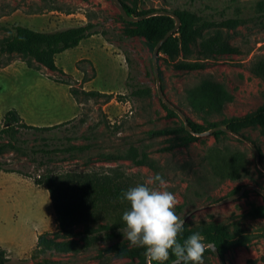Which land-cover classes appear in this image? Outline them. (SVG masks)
Wrapping results in <instances>:
<instances>
[{
	"label": "rangeland",
	"instance_id": "1",
	"mask_svg": "<svg viewBox=\"0 0 264 264\" xmlns=\"http://www.w3.org/2000/svg\"><path fill=\"white\" fill-rule=\"evenodd\" d=\"M226 1L229 0L123 2L132 9V17L175 14L180 10L196 12L207 20L218 19L222 11L226 16L255 14L254 2L246 4V0H238L243 2L240 12H236L225 9ZM86 23L97 24V33L76 48L57 55L54 71L37 63L29 66L15 53L0 52V130L11 110L26 125H60L45 133L21 129L19 139L27 149V156L20 153L0 156L3 168L15 171H0V248L6 251L10 264L33 262L31 253L37 237L41 234L51 237L57 231L49 193L33 183L36 175L47 172L86 174L87 181L96 178L102 182L108 178L113 184L126 181L129 186L159 174L166 181L159 187L176 195V207L181 206L176 213L185 219L179 240L200 233L201 221L224 222L230 231L237 227L250 240L245 246L224 252L223 264H264V218L251 219L246 215L251 209L264 207V197L252 188L264 190V131L258 128L240 131L257 148L260 169L250 146L236 135L229 132L203 135L209 131L207 122L187 102L188 91L206 79L232 96L219 114L208 119L209 124L227 125V119L247 115L264 105V77L251 71L254 64L264 61V26L246 24L232 31L210 29L201 36L197 32L189 43L188 54L179 51V44L177 53H158L156 65L162 94L183 113L188 127L190 124L199 127V132H190L194 138L185 144L181 141L186 133L182 132L181 117L170 113L158 97L152 67L154 48L150 49L142 37L124 36L125 28L138 25L127 24L111 0H0V41L13 35L16 27L51 32ZM212 42L236 47L238 52L208 57L204 50ZM178 64L191 68L179 69ZM138 86L147 88L149 93L134 96L133 87ZM71 89L95 91L101 96H73ZM164 129L173 133L149 134ZM43 145L90 148L70 155L30 154V147ZM133 160L141 164H133ZM244 186L249 188L241 196L222 202ZM95 223L91 226L94 230L91 234L96 237L92 243L83 242V227L76 225L69 237L77 243L74 248L47 253L44 257L60 264L129 261L104 251L107 243L103 242L99 227L106 221L101 218ZM203 264H219L208 248L203 253Z\"/></svg>",
	"mask_w": 264,
	"mask_h": 264
},
{
	"label": "trees",
	"instance_id": "2",
	"mask_svg": "<svg viewBox=\"0 0 264 264\" xmlns=\"http://www.w3.org/2000/svg\"><path fill=\"white\" fill-rule=\"evenodd\" d=\"M126 13L132 16V9L120 0ZM243 2V1H242ZM238 0L226 1L225 9H234L240 12V3ZM246 4L254 2L255 14L250 17L226 16L222 11L221 16L215 20H207L196 12L189 10H180L175 13L179 18V29L169 36L160 47L159 52H164L169 55L178 52V44L181 46L179 51L188 54L189 43L195 38V34L201 36L203 31L210 29H225L226 31L236 30L246 24H258L264 26V0H246ZM224 9V10H225ZM146 12H143V14ZM146 15V14H145ZM144 16L140 15L139 17ZM129 25H138L137 27H127L123 34L125 37H142L145 39L150 49L155 48L156 44L163 39L167 32L174 28L175 22L164 15H158L141 20L140 22H126ZM97 24L86 23L85 25L71 27L62 30L51 32L35 31L26 27L14 28V34L0 41V52L7 54H17L27 65L37 63L48 70H56L55 57L67 50L76 48L83 40L90 38L97 33ZM176 34L179 38L174 37ZM211 57L213 54L227 55L237 53L236 47L230 45H217L211 43L204 50ZM179 69L191 68L188 65L178 64ZM264 61L254 64L251 71L259 77H264ZM132 94L134 96L147 95V88L133 87ZM70 93L73 96L78 94L85 98H96L101 96L95 91H80L71 89ZM232 100V96L220 85L213 83L210 80L203 79L198 85L188 91L187 102L189 106L199 115L203 121L207 122L208 130L222 125L209 124L208 119L219 114L223 106ZM169 112H173L169 110ZM227 129L234 135L245 137L240 131L251 128H258L264 131V105L258 107L255 111L241 116L232 117L226 120ZM53 127H34L26 125L19 117L15 110L7 112L4 119V127L0 130V156L6 153H20L25 156L27 149L24 148L22 141L19 139L21 129L32 130L35 132H49L58 128ZM191 132H199V127L190 124ZM186 131L185 127L182 132ZM173 131L164 129L149 134H172ZM185 133V132H184ZM218 131L214 134H222ZM186 134V135H185ZM181 137V141L185 144L191 142L194 137L190 132L185 133ZM247 140V139H245ZM89 145L82 146H62L50 148L48 145L40 147H30L31 155L38 154L47 157L54 152H63L68 155L75 152H83L89 149ZM133 164L140 165L141 161H132ZM42 164V163H40ZM0 163V171L5 173H15V171L3 168ZM34 185L44 187L49 193V198L55 213L57 231L48 237V234H41L37 237L36 245L32 250L31 257L33 262H19L17 264H60V261L52 258L44 257L47 253H62L73 249L77 244L73 239H69L73 235V227L82 225L83 233L82 240L87 245L96 240L91 232V227L95 220L103 218L106 223L99 228L102 230L101 238L107 243L104 251L117 259H128L124 264H147V257L144 255V249L140 247L130 246L129 241L124 237L121 229L124 228V223L121 219L123 211L127 208V203H122L120 194L122 190H126L128 183L126 181L112 183L108 178L100 179L93 178L87 181L86 174H53L42 173L33 178ZM181 206L176 207V211L180 212ZM100 215V216H99ZM251 219L264 218V207L251 209L246 213ZM119 219V221L115 220ZM120 222V223H119ZM198 229L204 237L205 243H212L222 257L227 250L245 246L249 242V237L235 227L230 231L229 225L224 222H204L198 224ZM97 230V229H95ZM61 239V240H60ZM181 242L183 240H180ZM211 251V250H210ZM212 252V251H211ZM103 253V251H100ZM213 253V252H212ZM175 260L174 256L170 255L168 263ZM0 264H10L7 253L0 248ZM152 264H155L152 262Z\"/></svg>",
	"mask_w": 264,
	"mask_h": 264
},
{
	"label": "clouds",
	"instance_id": "3",
	"mask_svg": "<svg viewBox=\"0 0 264 264\" xmlns=\"http://www.w3.org/2000/svg\"><path fill=\"white\" fill-rule=\"evenodd\" d=\"M166 181L159 174L146 182L122 190L120 200L127 203L121 219V231L130 246L144 249L148 264H165L171 256L174 264H203L206 248L199 232L190 234L181 242L185 219L176 213V195L159 185Z\"/></svg>",
	"mask_w": 264,
	"mask_h": 264
},
{
	"label": "water",
	"instance_id": "4",
	"mask_svg": "<svg viewBox=\"0 0 264 264\" xmlns=\"http://www.w3.org/2000/svg\"><path fill=\"white\" fill-rule=\"evenodd\" d=\"M111 1L116 5V7L118 8L122 18L126 22H138V21H141L143 19H146L147 17L154 16L156 14L170 16V17H172L174 19V21H175L174 28L166 33V35L163 37V39L156 44V46H155V48L153 50L152 67H153V72L155 74V78L157 80V92H158L159 99L165 104V106L169 110L173 111L174 113H177L181 117V119H182V121L184 123V127H185L186 131L191 132L190 128L188 127L187 119L183 115V113H181L176 107L172 106L168 101H166L164 95L162 94L160 86H159V83H158V74H157V65H156V60H157V56H158L160 47L162 46V44L166 41V39L169 36H171L173 33H175L179 29V26H180L179 18L175 14H169V13H151V14L144 15V16H141V17H132V16H129L126 13V11H125V9H124V7H123V5H122L120 0H111ZM218 131L231 133L227 129L226 126L222 125V126H217V127H214L212 129H210L209 131L203 133V135H212V134H214L215 132H218ZM237 137L239 139H241V140H244L250 146V148L252 149L253 153L255 154L256 163H257L258 167L260 169H262V166L260 164V155H259V152H258L257 148L251 142L243 139L242 137H240V136H237ZM247 188H249V187L248 186L242 187L238 193H236L235 195H232V196L224 199L222 202H226V201H229V200H234L235 198L241 196L243 194L244 190H246ZM252 188L254 190H256L258 193H260L264 197V190L258 189L256 187H252ZM205 244H206V248L205 249H207V248L210 249L213 252L214 256L218 259L219 264H223V260H222V258L220 256L217 248L212 243H205ZM168 264H174V261H172V262H170Z\"/></svg>",
	"mask_w": 264,
	"mask_h": 264
}]
</instances>
